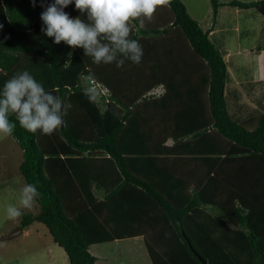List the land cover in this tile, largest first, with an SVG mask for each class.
Segmentation results:
<instances>
[{
	"label": "trees",
	"instance_id": "obj_1",
	"mask_svg": "<svg viewBox=\"0 0 264 264\" xmlns=\"http://www.w3.org/2000/svg\"><path fill=\"white\" fill-rule=\"evenodd\" d=\"M53 2L35 0L33 6L32 0H0V91L27 70L46 91L71 104L64 124L51 135L30 133L9 116L16 123L11 137L21 149L19 174L41 194L37 211L23 212L20 226L43 223L68 264H96L89 245L132 236L142 238L151 264H264V108L252 128L228 113V72L208 30L182 0H171L157 9L150 25L133 27L130 39L142 45L143 57L139 64L126 61L121 68L128 71L118 75L114 63L96 64L82 48L55 44L41 31L40 15ZM209 3L211 21L224 4L253 6L264 15V0ZM64 11L86 20L74 3ZM166 13L170 21L161 23ZM179 39L204 68L206 113L198 112L200 123L189 131L171 134L184 141L180 145L141 143L137 118L157 117L159 103L153 101L165 102L177 86L164 60L180 46ZM88 76L107 87V101L92 98ZM159 79L165 89L157 100L150 99L146 89ZM117 84L133 93L118 94ZM169 103L159 115L166 121L162 132L172 129L166 107L177 113V124L181 117H197L186 106ZM178 162L192 169L180 175Z\"/></svg>",
	"mask_w": 264,
	"mask_h": 264
},
{
	"label": "clouds",
	"instance_id": "obj_2",
	"mask_svg": "<svg viewBox=\"0 0 264 264\" xmlns=\"http://www.w3.org/2000/svg\"><path fill=\"white\" fill-rule=\"evenodd\" d=\"M35 6V0H32ZM171 0H54L41 13V31L54 38L53 43L64 42L69 47L82 48L84 55L91 56L96 64H115L117 68L126 61L139 64L143 57V47L136 39H130L133 27L139 31L151 22L159 7L169 6ZM74 3L79 16L70 18L64 11ZM138 22V23H133ZM2 27V26H0ZM88 89L93 99L107 101L108 89L93 77H87ZM90 79L106 88L99 97L90 90ZM106 99V100H105ZM71 108L60 96L45 90L43 85L27 71L23 70L7 80L0 91V134L12 136L16 123L10 121L14 114L19 125L30 133L41 132L51 135L64 124L63 116ZM35 184H26L20 196V205H9L6 209L11 219L23 215L22 209H32L40 198Z\"/></svg>",
	"mask_w": 264,
	"mask_h": 264
},
{
	"label": "rangeland",
	"instance_id": "obj_3",
	"mask_svg": "<svg viewBox=\"0 0 264 264\" xmlns=\"http://www.w3.org/2000/svg\"><path fill=\"white\" fill-rule=\"evenodd\" d=\"M182 2L188 13L201 27L206 28L210 25L211 7L209 0H182ZM232 8L233 6L225 4L218 7L219 11ZM258 12L253 6L243 7L235 14L225 12L220 21L223 26V21L229 23V25H226L230 30L228 32L229 36L228 38L222 36L217 31L214 36L212 35V41L215 46L220 48L222 40L232 44L240 41V43H245L248 47V49L245 48L242 51L245 54L247 53V56L254 52V49H256L254 47L255 44L260 45L264 49V15ZM227 49L225 58H227L228 54L229 57L236 54L234 47L232 48L230 44ZM226 64L232 70V65H229L228 60ZM240 64L239 66L242 67L244 62ZM245 64L248 66L247 62ZM231 73L233 72L231 71ZM245 73L243 72L242 80H240L242 81L239 88L241 90L240 97L249 106L251 103L255 104L257 111L262 110L264 108V81L259 84L260 89L258 91V88L254 89L248 81L251 80L248 78L249 76L251 77L250 69L245 70ZM228 79L230 80V78ZM229 80H227L229 86L227 92L228 101L226 98L225 100L229 103L230 110L231 108L235 110L236 103L233 106L232 101H235V98L230 93L232 87L229 85ZM240 112L241 110L238 109V113ZM20 159L21 149L16 141L11 136L0 134V236L7 234L16 226H20V217L11 219L6 211L9 205L21 207L20 196L25 183L17 167ZM206 208L213 216L219 215L217 208L210 205H207ZM22 211L35 213L37 204L35 203L30 210L22 209ZM223 220L225 221V218ZM225 222L230 226L228 221ZM89 251L96 256V264H151L140 236L94 243L89 245ZM0 264H68V261L62 247L52 240L43 223L33 220L29 225L21 227V231L17 234L8 238H0Z\"/></svg>",
	"mask_w": 264,
	"mask_h": 264
},
{
	"label": "crops",
	"instance_id": "obj_4",
	"mask_svg": "<svg viewBox=\"0 0 264 264\" xmlns=\"http://www.w3.org/2000/svg\"><path fill=\"white\" fill-rule=\"evenodd\" d=\"M241 8L233 6L232 9H222L221 11H219V9L217 10V15L214 21H211L210 25L207 26L206 28L202 27L203 29L208 30V37L211 41L213 40V36L217 31L220 32V35L226 36L228 38L229 36L228 32L230 30H229V27L227 28L226 25H229V23H225L223 21L224 23V26H223L220 21L221 17L223 16V14H225V12H230V13L235 14ZM166 17H167L166 20L164 19L163 21L160 20L162 21L161 23H163L164 21L166 22L167 20L170 21V17L168 14ZM146 23L150 25V23L152 22H146ZM221 42L222 43L220 45V48L219 47L217 48L221 51L225 64H226V61L228 60L229 65H232V70H230L228 68V65L226 64L228 78H230V80L228 78L227 80H229V85L232 87L230 90V93L235 98V101L234 100L232 101L233 106L236 103L235 110H233L232 108L230 110L229 103L226 102L228 106V113L232 117H234L235 119L243 123V125H245L246 127L252 128L257 123L259 113L262 110L257 111L256 105L253 103H251V105L249 106L247 102H243V98L240 97L241 90H239L240 85L242 83V81L240 80H242L243 72L245 73V70L250 69L251 77L249 76L248 78L251 80H248V81L254 87V89L258 88L257 90L259 91L260 89L259 84H261L264 81V55H263L264 51H262L264 49L260 45L255 44L254 47H256V49H254V52L252 54L250 53V55L247 56V53L245 54V52H242L243 49L245 48L248 49L245 43H240L239 41V42L232 44L225 40H222ZM178 44L180 46H178L176 50L172 49L171 50V52H173L171 53L172 55H169L170 57L164 60V63H165L164 68L166 67L169 69V72L175 73V77L170 80L175 81L177 86L174 87V89H172V91L170 92L168 96V99H166L165 102L153 101L154 104L159 103L158 109L155 110L154 112V114L157 117H150V118L138 117L137 118L138 122L136 123V125L138 124L137 128L140 129L141 131V134L137 136L138 137L137 141L141 143H144V144H158L159 143V144L168 145V146L176 143L177 145H180L184 141L176 142L173 139L171 134L186 132L187 128L189 131L190 126H193V125L197 126L200 123V119H198V112L200 113L202 112L203 115L206 113V104H207L206 86L204 85V80L202 78L205 72L201 64V60L200 58H198L197 56L191 53L189 48L186 46V44L181 39H179ZM229 44L232 46V48L234 47L236 54L232 57H229V54H228L227 58H225L226 56L225 51L228 50L227 48ZM172 47L174 48V46ZM241 62H244V64H242L243 65L242 67L239 66ZM246 62L248 66L245 64ZM247 67L249 68L247 69ZM126 68H128V66H126ZM126 68H116V69L114 68L113 70H114V73H117L118 75H122L120 72L123 70L128 71V69ZM231 71L233 73H231ZM149 73H150V69H148V74ZM171 88L172 87H169L168 89L170 90ZM164 89H165V85L162 82V80L159 79L157 83L151 84L146 89V94L153 95L151 96L150 99L157 100L162 95ZM228 89H229V86H228V82L226 81L225 86H224V95L226 99H227ZM116 91L118 94H124V95L133 93L132 91H130L129 87L126 86V88H124L123 86L121 87L120 84H117ZM169 101L171 102L169 104H172L173 107H178L177 104L180 105V107L186 106L187 110L191 112V115L195 113L197 117L195 119L192 118L189 121H185V119L181 117V119L178 121V124H177L176 119H174L175 114L177 113H175V110H169V112H167L166 111L167 107H166V109L164 110L166 115H168L169 113H172V116H173L172 125H171L172 129L169 133L162 132L164 126L166 125V121L164 120L163 117H159V115L160 113H162V107H163L162 105H165ZM147 107L148 106H144L143 108H140V109L144 110ZM148 109L150 112L153 111L151 107H149ZM238 109L241 110L240 113H238ZM188 136L189 135H187V137ZM184 138L186 139V137ZM184 138L182 140H184ZM178 163L179 165L176 164V171L180 175H183L184 173H186L190 168L192 169L191 165L188 163H184V162L183 163L178 162ZM191 163L193 164V161ZM193 167H195L194 171L195 173H197L198 166L193 165Z\"/></svg>",
	"mask_w": 264,
	"mask_h": 264
},
{
	"label": "built area",
	"instance_id": "obj_5",
	"mask_svg": "<svg viewBox=\"0 0 264 264\" xmlns=\"http://www.w3.org/2000/svg\"><path fill=\"white\" fill-rule=\"evenodd\" d=\"M90 90H92V93L99 97L100 93H105L106 88L103 87L100 83L93 81L90 79ZM106 100V99H105Z\"/></svg>",
	"mask_w": 264,
	"mask_h": 264
},
{
	"label": "water",
	"instance_id": "obj_6",
	"mask_svg": "<svg viewBox=\"0 0 264 264\" xmlns=\"http://www.w3.org/2000/svg\"><path fill=\"white\" fill-rule=\"evenodd\" d=\"M20 231H21V226L18 225V226H16V228L12 229L7 234L1 235L0 238H8V237H11V236L17 234ZM195 254L202 260V262H204V259H202L197 253H195Z\"/></svg>",
	"mask_w": 264,
	"mask_h": 264
}]
</instances>
